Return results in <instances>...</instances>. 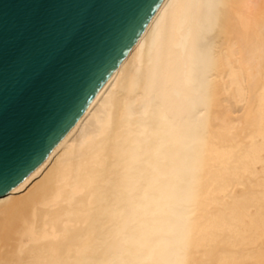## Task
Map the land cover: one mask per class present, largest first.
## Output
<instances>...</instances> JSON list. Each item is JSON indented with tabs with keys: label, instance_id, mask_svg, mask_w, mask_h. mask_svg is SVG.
Instances as JSON below:
<instances>
[{
	"label": "bare ground",
	"instance_id": "6f19581e",
	"mask_svg": "<svg viewBox=\"0 0 264 264\" xmlns=\"http://www.w3.org/2000/svg\"><path fill=\"white\" fill-rule=\"evenodd\" d=\"M0 264H264V0H164L0 196Z\"/></svg>",
	"mask_w": 264,
	"mask_h": 264
},
{
	"label": "water",
	"instance_id": "95a60500",
	"mask_svg": "<svg viewBox=\"0 0 264 264\" xmlns=\"http://www.w3.org/2000/svg\"><path fill=\"white\" fill-rule=\"evenodd\" d=\"M164 0H0V196L73 127Z\"/></svg>",
	"mask_w": 264,
	"mask_h": 264
}]
</instances>
